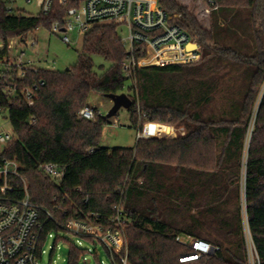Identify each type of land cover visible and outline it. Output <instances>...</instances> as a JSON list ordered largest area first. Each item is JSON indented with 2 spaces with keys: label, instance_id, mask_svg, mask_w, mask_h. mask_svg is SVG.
<instances>
[{
  "label": "trees",
  "instance_id": "obj_1",
  "mask_svg": "<svg viewBox=\"0 0 264 264\" xmlns=\"http://www.w3.org/2000/svg\"><path fill=\"white\" fill-rule=\"evenodd\" d=\"M191 1L159 3L198 42L197 62L142 67L130 80L122 67L129 52L118 27L97 24L85 33L79 61L69 70L30 67L21 77L17 66H3L0 110L8 115L14 140L0 146V163L12 159L21 165L31 200L40 207L43 241L62 230L47 211L60 224L80 213L105 228L121 214L129 264H248L247 218L264 264V0H214V6L196 0L193 7ZM199 5L208 25L199 19ZM67 8L54 0L46 15L14 12L0 0L5 45L0 62L8 58L10 41L41 27L52 31ZM94 56L110 63L102 75L94 70ZM42 81L28 106L26 89ZM95 93H126L132 99L130 124L138 133L146 123L173 124L184 133L140 137L129 148L104 146L106 114L92 120L79 116ZM44 163L61 167L64 177L46 176L40 169ZM13 184L10 196L21 198L23 183ZM178 236L218 249L183 262L195 251ZM62 240L69 244L68 264L89 263L83 259L86 248ZM124 255V250L114 253L116 264Z\"/></svg>",
  "mask_w": 264,
  "mask_h": 264
},
{
  "label": "built area",
  "instance_id": "obj_2",
  "mask_svg": "<svg viewBox=\"0 0 264 264\" xmlns=\"http://www.w3.org/2000/svg\"><path fill=\"white\" fill-rule=\"evenodd\" d=\"M31 1L27 0V2ZM53 3L54 0L37 1L40 12L45 15L51 12ZM62 3L68 6L65 17L62 23L53 24L52 32L59 34L66 43L72 41L67 35L69 31L87 33L97 24H112L118 27L119 32L126 31V36L121 37V40L129 52V57L122 62V67L124 74L130 80H133L136 71L142 67L193 63L200 59L201 50L198 42L185 29L172 21L174 16L160 5L159 0H62ZM207 3L210 6L215 5L214 0H207ZM191 44L197 47L188 50ZM4 48L5 45L0 43V50ZM181 53L185 56L191 54V56L188 60L177 62L166 60ZM4 62H0V76L3 74V66L15 65L11 61L7 64ZM20 67L19 74L24 77L27 69L37 66L30 63ZM43 84L42 81L26 89L24 98L28 106L34 105L36 92ZM12 93L10 91L8 94ZM0 113H2L1 110ZM96 114L103 113L94 106L84 107L79 112L80 118L89 120L94 119ZM13 140L12 131L0 129V146L8 145ZM40 169L46 176L57 181L64 177V170L56 164L44 163ZM17 180H21L24 185V195L21 198H12L10 194L15 191L13 182ZM56 209L62 208L57 206ZM47 214L48 219L55 221L62 230L49 233L43 241L40 207L31 200L27 182L21 172V165L15 160L4 159L0 163V264H43L46 253L45 244L48 239L54 238L50 254V263H52L58 244L67 243L62 240L64 237L80 247H83V240L87 241V239L92 240L91 244L94 245L95 250L100 245L107 247L115 264L114 253L124 250L125 255L120 257V264H129L124 233L126 221L121 214L111 219L112 226L108 228L82 219L80 213L65 224H60L51 211H47ZM244 229L247 244L250 238L253 245V264H261L251 238L247 218H245ZM58 238L59 241L55 243ZM177 240L186 242L195 251L193 255L183 257L181 259L183 262L197 260L202 255L213 253L218 249L208 242L192 240L190 237L178 236ZM86 250L84 260H87V256L95 251L91 248Z\"/></svg>",
  "mask_w": 264,
  "mask_h": 264
},
{
  "label": "rangeland",
  "instance_id": "obj_3",
  "mask_svg": "<svg viewBox=\"0 0 264 264\" xmlns=\"http://www.w3.org/2000/svg\"><path fill=\"white\" fill-rule=\"evenodd\" d=\"M10 7L14 10V12H28L36 14L40 12V8L37 5L38 0H32L31 2H27V0H7ZM187 1V0H184ZM197 1L192 0L190 2L191 6H195ZM204 4V3H203ZM199 12V19L205 25H208V15H202L201 10H203V5L199 7L197 6ZM247 17H242V21H246ZM121 37L126 36V31L119 32ZM67 35L71 38V43H66L61 39L59 34H56L44 27L39 28L36 31L29 33L26 39L15 38L10 41L9 44V54L8 58L4 57V61L6 62L8 59L12 64H15L20 69L21 65L34 64L43 68H51L54 70L63 71L67 68H71L77 65L79 61L80 53L83 50V38L85 33L77 31H69ZM200 47V46H199ZM195 49V48H191ZM188 49V50H191ZM189 56L181 55V59L177 58L178 55H173L166 60L168 61H181L188 60ZM197 62V61H196ZM110 67V63L106 61L102 56H94V70L102 75L106 69ZM135 84V83H134ZM91 106L97 107L101 110L103 114H107L108 111L113 106L112 100L102 96L99 93H95L90 98ZM110 124L104 126L101 136L102 145L107 146L109 148L115 147H134L137 143V134L138 130L131 126L130 124V114L128 109L121 108L118 113L109 118ZM162 125V124H161ZM161 125H146L145 127V135L150 136L154 134L161 135L165 132L166 135L161 136H170L168 134V130H171L169 124H164L167 126ZM177 129L183 130L182 127H177L176 125L170 124ZM253 126V123H252ZM149 128H151L149 130ZM0 129H5L7 131H12L11 123L9 121L8 115L6 112L0 113ZM252 129V128H251ZM251 132V130H250ZM177 133L175 130L174 134ZM25 178V177H24ZM26 182L27 179L25 178ZM28 185V182H27ZM54 244V238L48 239L45 244L46 253L43 258V264H68V252H69V244L60 242L58 244L56 254L53 257V262L50 263V254L52 251V246ZM84 248L94 249V245L83 240ZM248 251V264H253V245L248 238L247 244ZM96 251V250H95ZM99 255V259L104 264H111V260L108 254L104 251L102 245L97 248L96 251ZM256 257V255H255ZM87 260L90 262L88 264H97V261L94 257V254H89L87 256ZM251 261V263H250Z\"/></svg>",
  "mask_w": 264,
  "mask_h": 264
},
{
  "label": "water",
  "instance_id": "obj_4",
  "mask_svg": "<svg viewBox=\"0 0 264 264\" xmlns=\"http://www.w3.org/2000/svg\"><path fill=\"white\" fill-rule=\"evenodd\" d=\"M69 69L70 68H67L66 70ZM105 97L109 98L113 102V106L106 114L107 118L114 117L121 108L129 109L132 105V99L126 93L107 94Z\"/></svg>",
  "mask_w": 264,
  "mask_h": 264
},
{
  "label": "crops",
  "instance_id": "obj_5",
  "mask_svg": "<svg viewBox=\"0 0 264 264\" xmlns=\"http://www.w3.org/2000/svg\"><path fill=\"white\" fill-rule=\"evenodd\" d=\"M153 66V65H152ZM147 124H155V123H146L145 125H144V127H143V129H142V133H138L137 134V139L138 138H140V137H146V138H149V137H154V136H157V137H166V136H161L162 134L163 135H166L165 134V132L164 133H162L161 135H159V134H154V135H150V136H146L145 135V127H146V125ZM161 125V124H160ZM162 125H164V124H162ZM164 126H167V125H164ZM168 126H170L171 128V130H168V134L170 135V136H175L176 135V133L174 134V132H175V130H177V133H184V131L183 130H181V129H177V128H175L174 126H171V125H168ZM151 128H149V130H150ZM185 237V236H184ZM202 241V240H201Z\"/></svg>",
  "mask_w": 264,
  "mask_h": 264
},
{
  "label": "bare ground",
  "instance_id": "obj_6",
  "mask_svg": "<svg viewBox=\"0 0 264 264\" xmlns=\"http://www.w3.org/2000/svg\"><path fill=\"white\" fill-rule=\"evenodd\" d=\"M194 45H195V44H194ZM195 46H196V45H195ZM196 47H197V46H196ZM196 47H195V48H196Z\"/></svg>",
  "mask_w": 264,
  "mask_h": 264
}]
</instances>
